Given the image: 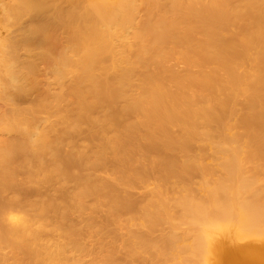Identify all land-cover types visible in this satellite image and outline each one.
<instances>
[{
	"label": "bare ground",
	"instance_id": "obj_1",
	"mask_svg": "<svg viewBox=\"0 0 264 264\" xmlns=\"http://www.w3.org/2000/svg\"><path fill=\"white\" fill-rule=\"evenodd\" d=\"M0 2V264H264V0Z\"/></svg>",
	"mask_w": 264,
	"mask_h": 264
},
{
	"label": "rangeland",
	"instance_id": "obj_2",
	"mask_svg": "<svg viewBox=\"0 0 264 264\" xmlns=\"http://www.w3.org/2000/svg\"><path fill=\"white\" fill-rule=\"evenodd\" d=\"M1 1V0H0ZM0 4H1V2H0ZM1 6V5H0ZM2 10L0 11V27L2 28V27H4V28H2V30L0 31V34L3 36V35H5V37H8V35H10V34H12V35H14V33L15 34H18L17 32H19V30H20V27H19V25H17V24H14V26H13V23L11 24V22L9 23L8 22V19H7V16H6V14H5V12H2L3 11V6H1L0 7ZM6 20V22L7 23H9L10 24V26H11V28L13 29V31L12 32H10L12 29H10L9 27L10 26H7V25H4V23L5 24H7L6 22H4L5 20ZM3 25V26H2ZM13 26V27H12ZM6 28V29H5ZM6 30V31H5ZM6 33H5V32ZM58 47V46H57ZM33 92V91H32ZM28 93V92H27ZM23 94H25V95H21V94H18L17 96H16V99H17V101L18 102H20V103H22V104H28L29 102H32V100L35 98L36 99V94L35 93H31V91H29V93L28 94H26V93H23ZM21 95V96H20ZM33 95V96H32ZM20 96V97H19ZM35 96V97H34ZM32 97H34V98H32ZM29 99V100H28ZM34 101V100H33ZM259 240H257V239H250V238H248V239H243V240H240L239 242L241 243V244H247V243H257ZM261 242V241H260Z\"/></svg>",
	"mask_w": 264,
	"mask_h": 264
}]
</instances>
